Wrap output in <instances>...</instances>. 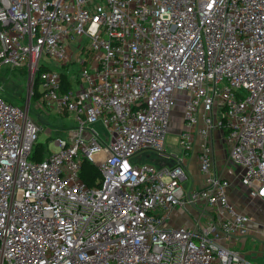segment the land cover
I'll use <instances>...</instances> for the list:
<instances>
[{
	"label": "built area",
	"instance_id": "2783aa9c",
	"mask_svg": "<svg viewBox=\"0 0 264 264\" xmlns=\"http://www.w3.org/2000/svg\"><path fill=\"white\" fill-rule=\"evenodd\" d=\"M6 69L74 124L49 128L54 150L32 161L40 130L0 97V264H253L235 249L255 231L211 170V138L264 202V0H0ZM175 106L180 157L165 145ZM196 138L203 186L188 189ZM84 162L99 185L82 181ZM190 206L203 209L191 228L167 224Z\"/></svg>",
	"mask_w": 264,
	"mask_h": 264
},
{
	"label": "rangeland",
	"instance_id": "374dc122",
	"mask_svg": "<svg viewBox=\"0 0 264 264\" xmlns=\"http://www.w3.org/2000/svg\"><path fill=\"white\" fill-rule=\"evenodd\" d=\"M43 63V61H41ZM47 67L52 71H57L58 73H65L71 79L72 84L79 81L81 77V65L80 64H69L65 67H55L52 64L45 63ZM4 75H0V81L2 86V91L0 92V97L9 105L14 107H20L24 110L27 104L28 117L40 130L37 134V140L35 146L37 145L42 149L43 153L48 155L49 151L54 150V146L51 143V139L56 135L55 130L52 133H48L49 128L54 129L56 127H64L67 125H72L73 120L67 117H57L48 114L46 111H42L36 99L28 94L30 87L27 83L28 73L25 69H6L3 72ZM1 74V73H0ZM183 113L179 106H175L170 114V123L168 127V134L165 139L166 151L170 155L177 157L182 156V150L177 146L178 134L182 128ZM94 127L98 128L100 125L95 123ZM147 154H142L138 156V162H146ZM162 158H158V161H151L156 166L162 164ZM196 210L203 211L201 207H197ZM252 226H255L254 235L250 238H246L244 241L238 242V250L244 258L253 264H264V253L261 248L264 249V204L258 203L255 207V211L251 216ZM200 225H204V220H200ZM253 234V233H252Z\"/></svg>",
	"mask_w": 264,
	"mask_h": 264
},
{
	"label": "crops",
	"instance_id": "0c3cea01",
	"mask_svg": "<svg viewBox=\"0 0 264 264\" xmlns=\"http://www.w3.org/2000/svg\"><path fill=\"white\" fill-rule=\"evenodd\" d=\"M211 143L213 145L211 170L217 175H222L229 182V189L227 192L228 199L238 212L244 213L250 217L255 211L258 203L264 204L257 199H249L247 190L240 183L241 168L231 164L228 161V148L221 140L217 132L212 134ZM199 138L195 139V147L184 159L189 180L185 185L186 188L200 189L203 186V177L198 170V146ZM147 161H158V157L146 156ZM160 167L169 166L171 162L163 160ZM154 164V163H153ZM159 167V166H158ZM202 211L196 210L192 206L187 209L177 208L173 210L167 220V224L172 228H191L193 220L199 217ZM249 231L254 232L255 226L250 224Z\"/></svg>",
	"mask_w": 264,
	"mask_h": 264
},
{
	"label": "trees",
	"instance_id": "16d2710c",
	"mask_svg": "<svg viewBox=\"0 0 264 264\" xmlns=\"http://www.w3.org/2000/svg\"><path fill=\"white\" fill-rule=\"evenodd\" d=\"M36 90H37V83L35 82L34 86H33V92H34L33 97L36 99V103H38L39 107H41V110L48 112L47 110L43 109L45 107L44 105L39 104L38 94H37ZM20 107L22 108V105ZM43 154L44 153H43L42 149L36 145V146H34L33 153L31 155L30 159L32 161H40L43 159ZM80 177H81L82 181L87 186H90V187L94 186V185H99V183L101 182V176H100L99 172L97 171V169L94 166H92L88 162H84L82 164V168L80 171Z\"/></svg>",
	"mask_w": 264,
	"mask_h": 264
},
{
	"label": "water",
	"instance_id": "95a60500",
	"mask_svg": "<svg viewBox=\"0 0 264 264\" xmlns=\"http://www.w3.org/2000/svg\"><path fill=\"white\" fill-rule=\"evenodd\" d=\"M28 92H29V90H28ZM27 111H28V109H27V104H26V107L24 109V113H27Z\"/></svg>",
	"mask_w": 264,
	"mask_h": 264
}]
</instances>
